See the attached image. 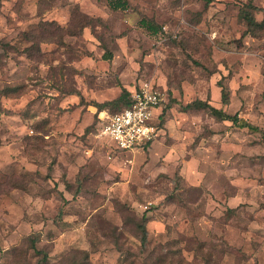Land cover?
<instances>
[{
	"label": "rangeland",
	"instance_id": "1",
	"mask_svg": "<svg viewBox=\"0 0 264 264\" xmlns=\"http://www.w3.org/2000/svg\"><path fill=\"white\" fill-rule=\"evenodd\" d=\"M127 1L0 0V264H264V30L239 17L264 0ZM143 81L159 135L117 149L97 111Z\"/></svg>",
	"mask_w": 264,
	"mask_h": 264
},
{
	"label": "built area",
	"instance_id": "2",
	"mask_svg": "<svg viewBox=\"0 0 264 264\" xmlns=\"http://www.w3.org/2000/svg\"><path fill=\"white\" fill-rule=\"evenodd\" d=\"M164 93L143 81L131 93V104L106 114L101 135L113 140L117 149H132L151 143L158 135L154 112L162 105Z\"/></svg>",
	"mask_w": 264,
	"mask_h": 264
},
{
	"label": "trees",
	"instance_id": "3",
	"mask_svg": "<svg viewBox=\"0 0 264 264\" xmlns=\"http://www.w3.org/2000/svg\"><path fill=\"white\" fill-rule=\"evenodd\" d=\"M206 1L207 3L211 2V0H206ZM110 5L113 9H127L128 1L127 0H110ZM257 11H260L263 14V17L261 20H258L256 17ZM239 17L245 23L248 33H252L253 35H256L262 30H264V7H258L251 1L247 3H243L242 6L240 7ZM140 24L144 26L146 29H148L151 33H158L160 30H162L160 25H158L154 21L149 20L147 18H142L140 20ZM111 57H112L111 52H107L106 54H104L105 59H111ZM120 86H121L120 96L117 99H114L110 102H120L121 106H118V108H112L110 106H107L99 110L108 109V112L113 113L115 111H119L125 107H128L131 104V97H130L131 93L125 86L121 84ZM222 100L224 104L229 102L228 94L225 91L223 86H222ZM105 104H107V102L99 103V106L102 107ZM193 108L206 110L210 112L213 116L218 117L220 119H224V120L226 119L231 120L234 124L240 120L238 114H234V115L228 114L223 109L217 108L211 105L208 101L195 100L184 106V109H193ZM247 127H249L250 129H254V127L251 125H247ZM62 212L63 211L60 210V215L63 214ZM140 228L142 232V235H141L142 244L146 245L148 242V230L146 227L145 219H143V222L141 223ZM37 240L38 238L36 237L32 238V246L34 248H36L35 243L37 242ZM37 251H40V250L37 249ZM45 260H47V255L44 254V256L42 257L39 263H42Z\"/></svg>",
	"mask_w": 264,
	"mask_h": 264
},
{
	"label": "crops",
	"instance_id": "4",
	"mask_svg": "<svg viewBox=\"0 0 264 264\" xmlns=\"http://www.w3.org/2000/svg\"><path fill=\"white\" fill-rule=\"evenodd\" d=\"M136 88V87H135ZM135 88H133V89H128L129 90V92L130 93H132V91L135 89ZM119 92V91H118ZM118 94V93H117ZM120 94H121V87H120V93H119V95L116 97V98H118L119 96H120ZM131 97V96H130ZM113 100V99H112ZM112 100H110V101H112ZM104 102H106V101H104ZM155 114H154V121H156L157 119H159V117H160V115H161V113H162V110H161V106H159L157 109H156V111L154 112ZM106 114H110V112H108V109H102V110H98L97 111V117H98V124H99V129H101L102 128V126H103V123H104V119H103V117H105V115ZM157 122V121H156ZM155 122V124H157ZM158 135H159V127H158ZM157 135V136H158ZM147 145V144H146Z\"/></svg>",
	"mask_w": 264,
	"mask_h": 264
}]
</instances>
